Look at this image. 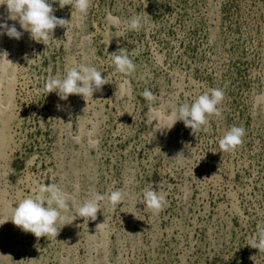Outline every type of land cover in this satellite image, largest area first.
Listing matches in <instances>:
<instances>
[{"label": "rangeland", "instance_id": "rangeland-1", "mask_svg": "<svg viewBox=\"0 0 264 264\" xmlns=\"http://www.w3.org/2000/svg\"><path fill=\"white\" fill-rule=\"evenodd\" d=\"M50 2L68 23L47 45L14 21L22 37L0 36V264H264L248 245L264 227V0H91L87 15ZM134 15L146 21L139 30L126 27ZM119 49L133 73L115 71ZM80 63L108 83L86 100L44 92L49 76ZM212 88L224 99L204 128H165L172 105ZM233 125L245 135L222 153ZM48 184L67 194L73 221L37 240L10 220ZM152 187L166 201L158 214L143 202ZM115 190L125 198L100 202L95 220L74 215Z\"/></svg>", "mask_w": 264, "mask_h": 264}, {"label": "clouds", "instance_id": "clouds-1", "mask_svg": "<svg viewBox=\"0 0 264 264\" xmlns=\"http://www.w3.org/2000/svg\"><path fill=\"white\" fill-rule=\"evenodd\" d=\"M60 8L71 5L73 12L87 15L91 0H56ZM0 7L5 8L4 15H0V36L7 35L9 38L19 40L23 32L18 31L16 23L24 32L30 34V38L45 45L50 34L57 26L68 23L63 18H57L53 14L50 0H0ZM72 12V13H73ZM107 21L119 25L118 18L109 14ZM8 21L16 23L9 24ZM146 21L140 15H134L125 21L130 30H139ZM7 52L0 53V64L3 63ZM110 59L115 66V71L122 74H131L135 71V64L124 49L110 54ZM63 78L49 76L43 86L46 93L55 92L61 100H67L70 95H81L85 100L93 96L108 83L107 77L102 76L94 65L84 63L67 66ZM128 81L121 84L123 90ZM145 101L150 105L155 100L154 94L145 89L142 92ZM224 99V92L219 88H212L208 92L198 96L191 103L172 105L166 116L167 129H171L178 121H182L186 127L191 128L193 133L204 128L209 115L218 111V105ZM163 128V129H165ZM245 129L233 125L227 129L219 140L221 152L233 151L242 142ZM182 154V153H181ZM181 154H179L178 158ZM79 186H76L78 191ZM126 193L121 190L110 193H93L88 199L75 207L74 215L85 219L95 220L97 212L101 210L102 201H107L116 206L125 198ZM144 206L153 214H158L166 203L164 195L159 190L145 188L142 192ZM69 198L64 190L56 184L38 185L34 195L23 198L13 207L11 222L22 229L25 233H32L37 240L41 237H57V225L72 223L66 213L69 209ZM134 214V213H133ZM138 218V217H137ZM7 222V221H6ZM3 222L2 224H4ZM0 224V225H2ZM104 224V223H102ZM100 224L98 228L102 225ZM248 245L259 252H264V227L258 228L257 234L250 239Z\"/></svg>", "mask_w": 264, "mask_h": 264}]
</instances>
